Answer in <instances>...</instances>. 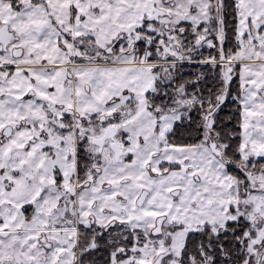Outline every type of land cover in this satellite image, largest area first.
<instances>
[{"label":"snow or ice","instance_id":"6c2138e0","mask_svg":"<svg viewBox=\"0 0 264 264\" xmlns=\"http://www.w3.org/2000/svg\"><path fill=\"white\" fill-rule=\"evenodd\" d=\"M0 264H264V0H0Z\"/></svg>","mask_w":264,"mask_h":264}]
</instances>
